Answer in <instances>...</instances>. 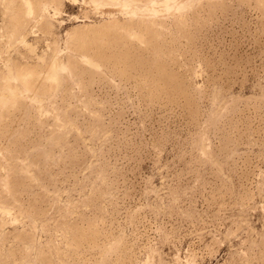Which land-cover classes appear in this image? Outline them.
<instances>
[{
	"label": "rangeland",
	"instance_id": "374dc122",
	"mask_svg": "<svg viewBox=\"0 0 264 264\" xmlns=\"http://www.w3.org/2000/svg\"><path fill=\"white\" fill-rule=\"evenodd\" d=\"M30 1L0 0V264H264V0Z\"/></svg>",
	"mask_w": 264,
	"mask_h": 264
},
{
	"label": "bare ground",
	"instance_id": "6f19581e",
	"mask_svg": "<svg viewBox=\"0 0 264 264\" xmlns=\"http://www.w3.org/2000/svg\"><path fill=\"white\" fill-rule=\"evenodd\" d=\"M28 1H29L28 4H29V7H30V11H31V12L34 11V13H35V12H36V13H40V12L43 10V8L48 9V8H47L48 5H45L44 7L41 6V4H38V5L33 6L32 3H31V1H30V0H28ZM92 64H94V63H92Z\"/></svg>",
	"mask_w": 264,
	"mask_h": 264
}]
</instances>
